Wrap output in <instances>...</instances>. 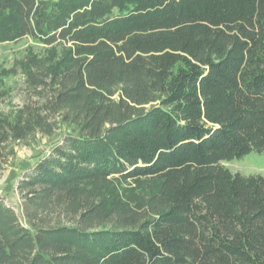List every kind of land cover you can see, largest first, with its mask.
<instances>
[{
    "label": "trees",
    "instance_id": "16d2710c",
    "mask_svg": "<svg viewBox=\"0 0 264 264\" xmlns=\"http://www.w3.org/2000/svg\"><path fill=\"white\" fill-rule=\"evenodd\" d=\"M26 37L0 151L69 132L0 199V264H264V176L223 165L264 154V0H0Z\"/></svg>",
    "mask_w": 264,
    "mask_h": 264
},
{
    "label": "rangeland",
    "instance_id": "374dc122",
    "mask_svg": "<svg viewBox=\"0 0 264 264\" xmlns=\"http://www.w3.org/2000/svg\"><path fill=\"white\" fill-rule=\"evenodd\" d=\"M45 51L46 48L41 42L29 37L17 42L0 43V117L16 111L31 98L32 93L26 88L19 62L30 52ZM68 132L69 127L61 125L51 136L38 133L23 142H9L0 151V163L3 165L0 169V199L11 206L21 218V180L40 160L51 153ZM223 165L233 173L264 176V154L253 152L243 159L225 161Z\"/></svg>",
    "mask_w": 264,
    "mask_h": 264
}]
</instances>
